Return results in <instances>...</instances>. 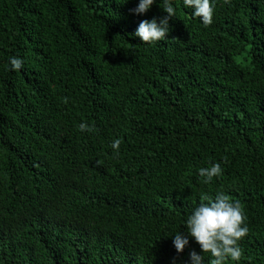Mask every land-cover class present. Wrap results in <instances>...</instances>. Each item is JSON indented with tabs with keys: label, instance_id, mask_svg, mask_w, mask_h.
<instances>
[{
	"label": "trees",
	"instance_id": "1",
	"mask_svg": "<svg viewBox=\"0 0 264 264\" xmlns=\"http://www.w3.org/2000/svg\"><path fill=\"white\" fill-rule=\"evenodd\" d=\"M138 2L0 0L1 264H192L199 245L172 235L217 192L247 217L240 264H264V0H215L208 27L176 0L154 44L130 34L162 0ZM40 161L64 175L55 197L28 177ZM210 161L223 175L204 184Z\"/></svg>",
	"mask_w": 264,
	"mask_h": 264
},
{
	"label": "clouds",
	"instance_id": "2",
	"mask_svg": "<svg viewBox=\"0 0 264 264\" xmlns=\"http://www.w3.org/2000/svg\"><path fill=\"white\" fill-rule=\"evenodd\" d=\"M157 0H139L133 12L138 15H143L151 9ZM161 2V0H160ZM163 11L166 15L157 20L153 17L150 20H142L134 33L143 44H154L166 39V35L170 31L169 21L176 14V0H162ZM226 5L231 3V0H224ZM182 7L186 10H191L190 14L193 18H199L204 27L213 24L215 0H182ZM23 59L18 56L9 57V71H19L23 67ZM81 132L91 131L92 128L85 122L78 125ZM121 140L115 139L111 148L114 153L118 154L120 150ZM45 162H38L32 166L33 170L29 173L37 175L41 183L46 187L52 188L51 197L56 196V188L63 190L64 175L60 177L53 176V180L49 171H44ZM210 166L200 167L197 172L198 176L203 178L204 184H209L214 178L223 175L222 162H209ZM32 186L27 185L25 190ZM201 203L196 206L185 221V229L187 235L178 232L173 236V245L177 253L183 252L186 246L189 245V238H192L199 245L200 252L191 250L189 258L192 264H203L205 254H208L209 264H227L229 260L240 264L242 257V249L240 241L248 233L247 217L242 209L239 201H233L224 192H217L214 197L208 193H203L200 196ZM19 227L22 226V219L18 220ZM33 224L25 227V234H31ZM40 234V233H38ZM5 238L2 239V241ZM8 248L12 247V240L8 239ZM5 246L0 244V250ZM2 260L0 258V264Z\"/></svg>",
	"mask_w": 264,
	"mask_h": 264
},
{
	"label": "rangeland",
	"instance_id": "3",
	"mask_svg": "<svg viewBox=\"0 0 264 264\" xmlns=\"http://www.w3.org/2000/svg\"><path fill=\"white\" fill-rule=\"evenodd\" d=\"M46 197L49 198L48 195H46ZM46 214L47 213H43L42 216H43V219H44V222H45V226L48 227V228H50V227H52V225H51L52 224V220L50 218L46 217ZM11 216L13 218H18V219L21 218V217H23L22 214H16V213L11 214ZM0 221H1L3 227H6L7 226L8 220L7 219H4L2 217V214L1 213H0Z\"/></svg>",
	"mask_w": 264,
	"mask_h": 264
},
{
	"label": "bare ground",
	"instance_id": "4",
	"mask_svg": "<svg viewBox=\"0 0 264 264\" xmlns=\"http://www.w3.org/2000/svg\"><path fill=\"white\" fill-rule=\"evenodd\" d=\"M118 2V1H117ZM126 10V9H125ZM121 38V37H120ZM121 49V48H120ZM171 49V48H170ZM180 56V55H179ZM76 57V56H75ZM146 57H147V55H146ZM113 69V68H112ZM108 70V69H107ZM118 76V75H117ZM87 82V81H86Z\"/></svg>",
	"mask_w": 264,
	"mask_h": 264
}]
</instances>
